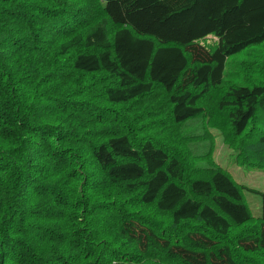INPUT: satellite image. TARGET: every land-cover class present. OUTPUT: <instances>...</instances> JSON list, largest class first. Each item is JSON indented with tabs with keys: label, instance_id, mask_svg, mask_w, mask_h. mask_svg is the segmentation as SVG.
Instances as JSON below:
<instances>
[{
	"label": "trees",
	"instance_id": "16d2710c",
	"mask_svg": "<svg viewBox=\"0 0 264 264\" xmlns=\"http://www.w3.org/2000/svg\"><path fill=\"white\" fill-rule=\"evenodd\" d=\"M258 44L264 0H0V264H264L211 155L264 168Z\"/></svg>",
	"mask_w": 264,
	"mask_h": 264
},
{
	"label": "rangeland",
	"instance_id": "374dc122",
	"mask_svg": "<svg viewBox=\"0 0 264 264\" xmlns=\"http://www.w3.org/2000/svg\"><path fill=\"white\" fill-rule=\"evenodd\" d=\"M210 39V38H209ZM207 43H212L213 39ZM264 44H258L244 49L242 52L229 57L224 70V82L243 86L251 81L259 80L264 69H258L254 65L264 62ZM250 64L252 67H246ZM259 70V72H258ZM264 82V80H263ZM214 134V146L211 155L216 164L224 168L238 183L247 187L243 191L244 202L250 212L261 215L264 212V168H254L245 164H237L234 154L225 143L223 137L216 128H212Z\"/></svg>",
	"mask_w": 264,
	"mask_h": 264
}]
</instances>
